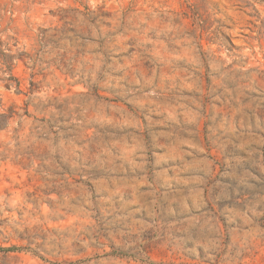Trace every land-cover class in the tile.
Here are the masks:
<instances>
[{"label":"clouds","instance_id":"obj_1","mask_svg":"<svg viewBox=\"0 0 264 264\" xmlns=\"http://www.w3.org/2000/svg\"><path fill=\"white\" fill-rule=\"evenodd\" d=\"M0 264H264V0H0Z\"/></svg>","mask_w":264,"mask_h":264}]
</instances>
